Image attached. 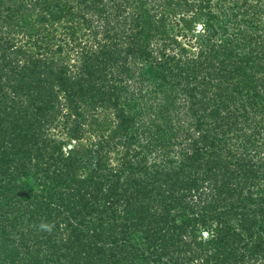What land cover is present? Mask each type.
Wrapping results in <instances>:
<instances>
[{"label":"trees","instance_id":"trees-1","mask_svg":"<svg viewBox=\"0 0 264 264\" xmlns=\"http://www.w3.org/2000/svg\"><path fill=\"white\" fill-rule=\"evenodd\" d=\"M0 101V264L264 258V0H0Z\"/></svg>","mask_w":264,"mask_h":264},{"label":"rangeland","instance_id":"rangeland-1","mask_svg":"<svg viewBox=\"0 0 264 264\" xmlns=\"http://www.w3.org/2000/svg\"><path fill=\"white\" fill-rule=\"evenodd\" d=\"M4 15V14H3ZM157 16H158V18H159V15L157 14ZM181 20V19H180ZM186 21V22H185ZM181 23V25L183 24V26H185V24H187L188 25V29H190V28H193V30H194V32L196 31V29H197V26H198V24H199V22H197V20H195V18L194 17H190V19H185L184 21H181L180 22ZM21 37H19V36H16V38H14V42L13 41H11L10 43H12V44H14V45H16V42H20L21 41V39H20ZM192 42H195V40H193ZM196 44V43H195ZM151 50L153 51V55L154 56H156V51H155V49H154V47L156 48V47H158V45L154 42V43H151ZM4 70L6 71V70H8L7 68H4ZM145 70L146 71H148L149 70V65H147L146 66V68H145ZM1 102V101H0ZM182 117V114L181 113H179L177 116H174V120H177V119H180ZM171 134H174V132L173 133H171ZM68 148H70V145L68 146ZM153 155H155V154H153ZM203 234V236L204 237H206L207 236V233L206 232H202V233H200L199 231H196V234H195V236H196V238L198 239L201 235ZM133 242H135L136 243V246L138 247L139 245V249H142L143 247H144V245H143V241H141V239L140 238H138L137 236L136 237H134L133 238V241L131 242L132 243V245L131 246H133V247H136V246H134L133 245ZM145 248V247H144ZM164 260V259H163ZM177 260H179V261H187L188 260V258H185V257H183V256H178V258H177ZM199 258H197V257H195V259L192 261L191 260V262H189L188 264H199L200 262H199ZM140 262H148L147 264H149V261H146V260H144V259H140ZM245 264H264V258H262V256L261 257H259V254H256V255H248L247 256V258L245 259ZM145 264V263H144ZM237 264H241V263H237Z\"/></svg>","mask_w":264,"mask_h":264}]
</instances>
